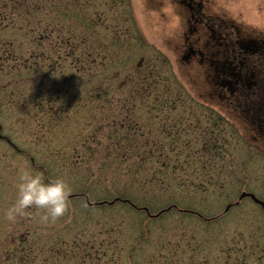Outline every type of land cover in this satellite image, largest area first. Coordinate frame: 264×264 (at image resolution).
Segmentation results:
<instances>
[{
  "label": "rangeland",
  "instance_id": "obj_1",
  "mask_svg": "<svg viewBox=\"0 0 264 264\" xmlns=\"http://www.w3.org/2000/svg\"><path fill=\"white\" fill-rule=\"evenodd\" d=\"M1 2L0 264H55L53 248L69 244L78 256L61 264H81L87 235L96 239L95 245H115L119 264H146L158 254L182 258L177 264H193L199 255L221 263L220 251L232 240L242 245L247 239L264 241L262 207L251 198L239 200L245 191L264 201V138L233 111L234 104L213 92L202 69L182 61L188 13L178 0H25L16 12L10 0ZM207 8L244 33L264 36V0H209ZM68 33L79 42L75 55L60 39ZM8 44L19 63L8 56ZM90 51L95 60L86 57L84 66V52ZM82 62L85 69L79 70ZM12 65L26 68L10 72ZM144 81L158 83L150 88ZM176 123V134L182 135L179 150L201 147L194 140L201 132L219 138L222 188L143 192L128 189L125 181L112 189L104 188L103 179L95 181V162L108 143L133 151L151 148L152 141L165 136L166 126ZM115 126L130 129L134 138L126 142L116 136L122 141L114 146L108 138ZM127 159L134 160L119 157ZM24 169L62 177L70 194L79 196L69 198L68 209L55 221L41 220L35 207L10 220L6 210ZM189 178L203 180L200 175ZM82 193L95 202L133 197L136 207L147 206L152 215L175 208L157 217L121 203L88 208ZM185 209L201 217L182 213ZM18 247L31 249L35 260L24 263L19 249L14 253ZM85 264L96 263L87 259Z\"/></svg>",
  "mask_w": 264,
  "mask_h": 264
},
{
  "label": "flooded vegetation",
  "instance_id": "obj_2",
  "mask_svg": "<svg viewBox=\"0 0 264 264\" xmlns=\"http://www.w3.org/2000/svg\"><path fill=\"white\" fill-rule=\"evenodd\" d=\"M178 3L184 6L188 13L183 37L185 46L181 54L184 64L202 69L209 86L211 85L213 92L221 100L232 105L240 99H244V102L249 104L252 103L256 90L260 87L258 83L264 81V72L259 70V67L264 65V36L244 33L222 14L210 12L207 8L209 0H178ZM239 116L245 118L248 123L255 124L254 127L264 138V118L258 117V121L254 122L250 118L247 104H244V109ZM198 216L201 217V215ZM232 241L233 244L220 251L222 255L219 258L224 259L223 262L218 263L213 257L214 262L211 258L200 260L199 255L194 263L264 264L263 240L247 239L244 245L238 243L237 240ZM94 242L96 243V239L84 238V243L81 244L83 251L80 253L81 264H85L87 259L96 264H119L121 257L116 256L115 245L103 246L101 241L95 245ZM73 247L74 244H69L68 247H63V245L54 247L55 254L52 262L61 264L60 261L76 259L78 254ZM18 249L24 263L30 261L31 258L35 260V256L30 253L31 249L18 247L14 253L17 254ZM129 257H132V254H129ZM173 258V254L152 255L146 264H177V261L182 260V258H175L176 260Z\"/></svg>",
  "mask_w": 264,
  "mask_h": 264
},
{
  "label": "trees",
  "instance_id": "obj_3",
  "mask_svg": "<svg viewBox=\"0 0 264 264\" xmlns=\"http://www.w3.org/2000/svg\"><path fill=\"white\" fill-rule=\"evenodd\" d=\"M1 1L2 0H0V2ZM22 1L25 0H10L12 4V8L15 7L12 10L15 12L19 11L21 6L24 5ZM2 5L0 6V17L3 16L2 14L4 11L3 9L4 7ZM52 24L53 22L52 23L50 22L48 25L52 26ZM5 28L7 27L5 26ZM45 32L47 34H50L51 31L45 30ZM60 39L62 43H64V45L68 47V49L72 50L73 54L75 55L79 43L76 40V38L73 37L72 35L70 36V34L68 33L66 34L65 38L62 37ZM3 46L4 45H2V47ZM12 47L13 45L8 44V48L6 52L9 53L8 56L11 59L13 60L15 59L19 63L20 61L16 57H13L15 55V50ZM2 53L3 52H1V54ZM44 53H42V55H44ZM93 55H95L94 52L90 51L87 52V54L84 52V66H86V63L88 62V61L86 62V57H88L89 60V57L91 58ZM72 57L74 60H76L77 63L81 62V59H75L74 56ZM42 60L45 59L43 58ZM93 60L95 59L93 58ZM94 62L90 61L89 63L94 64ZM79 64H80V67H78L79 70L85 69V67L84 68L81 67L83 65V62ZM21 68H26V67L19 66L18 68L15 69V66L12 65L9 68V70L10 72L11 71L19 72ZM144 82H146V87L149 85L152 86L154 85L153 88H155L158 83V81H144ZM262 82L263 81H261V84L263 85ZM46 92L50 93L51 89H46ZM54 94L58 96L60 95V93H58L57 91H55ZM57 101H58L57 99H49V100L42 99V101L40 102L51 103ZM244 104H247V109L250 111V118H252V116H255L254 122L258 121L257 120L258 117L264 118V99H262V96H260V98H256L255 95L254 101L252 103L250 102V104L248 102H244V99H240L239 101L237 100L232 108L234 109L233 111L239 115L244 109ZM253 126L256 125L254 124ZM122 127L120 128L115 126V130L111 132L112 134L108 138L110 142L112 143L121 142L122 141L121 138H123L124 141L127 142L128 140L134 138L131 137L129 133L130 129L126 128V130H124V128ZM176 127H178L177 123L175 126H166L165 130L167 129L166 130L167 132H165V130L163 131L165 132V136L161 137L158 140L152 141L151 148H147L145 145H142L138 149L134 148L133 151L128 146L124 148L116 149L117 148L116 143H114L115 144L114 146L116 147L112 148L113 146L108 143L102 155L101 160L95 162V176H97L95 181H97L98 183L100 182L101 179H103L102 184L104 188H110V189H112L111 188L112 185L116 184V182L118 183L119 181H123V182L125 181L124 186H126L128 189L131 188L143 192H155L153 190L169 192V190H172V188H176V189L182 188L186 190H194L196 192L205 193L209 191L215 192L216 188H222L224 184L223 179L220 178V173L222 171L220 170V166L216 162L218 161V159L220 160L222 156L221 155L222 143L217 140L218 137H215L211 132L209 136L201 132L200 136L194 139L195 141L201 143V147L195 149L185 148L179 150L177 148L178 146L177 142L180 140V137L182 135L180 133L176 134ZM116 136H121V138H117ZM164 138H166L165 142L163 141ZM188 146L190 145H187V147ZM182 155L184 158L181 159L180 157ZM122 156H127L128 158L134 160L127 159L125 161H120L119 157ZM152 162L154 163L156 162V166H153L154 164L152 165L151 164ZM77 167H78L77 165L73 166L74 169ZM109 173L113 174L114 176H108V177L105 176L106 174ZM197 175L203 177L202 182L200 181L201 183L197 181L199 178L187 179V177H193ZM104 176L107 178H105ZM182 176L185 177L187 176V177L185 178ZM214 176L216 179H212L214 178ZM117 178L122 180H118ZM117 198L131 200V198L128 197L122 198L121 196H114L112 199L116 200ZM133 200L134 198L132 197L131 202L136 205V203ZM103 201L106 200L102 199L98 202L90 201L91 203L90 204L87 203L88 205L87 207L93 208L98 206L99 207L107 206V204L102 203ZM117 203L129 205L128 203L126 202L123 203L122 201L119 202L117 201ZM87 237L89 236L87 235ZM90 239H95V238H90Z\"/></svg>",
  "mask_w": 264,
  "mask_h": 264
},
{
  "label": "clouds",
  "instance_id": "obj_4",
  "mask_svg": "<svg viewBox=\"0 0 264 264\" xmlns=\"http://www.w3.org/2000/svg\"><path fill=\"white\" fill-rule=\"evenodd\" d=\"M71 187L62 177L46 178L41 171L24 169L16 182V197L6 210L8 219L25 215L33 207L43 221H55L68 209Z\"/></svg>",
  "mask_w": 264,
  "mask_h": 264
},
{
  "label": "water",
  "instance_id": "obj_5",
  "mask_svg": "<svg viewBox=\"0 0 264 264\" xmlns=\"http://www.w3.org/2000/svg\"><path fill=\"white\" fill-rule=\"evenodd\" d=\"M73 195H69V197H71ZM245 197H250L252 198L253 201H255L257 204H260L264 210V201H262L261 199H259L255 194L251 193V192H242L239 199L245 198ZM228 208V207H227Z\"/></svg>",
  "mask_w": 264,
  "mask_h": 264
},
{
  "label": "bare ground",
  "instance_id": "obj_6",
  "mask_svg": "<svg viewBox=\"0 0 264 264\" xmlns=\"http://www.w3.org/2000/svg\"><path fill=\"white\" fill-rule=\"evenodd\" d=\"M259 70H261L260 72H264V65L259 67ZM262 83L263 85L261 83H258L260 87L256 90V98H260V96H262V99H264V81Z\"/></svg>",
  "mask_w": 264,
  "mask_h": 264
}]
</instances>
